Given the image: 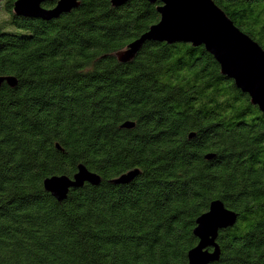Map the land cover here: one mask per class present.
<instances>
[{"label":"trees","instance_id":"trees-1","mask_svg":"<svg viewBox=\"0 0 264 264\" xmlns=\"http://www.w3.org/2000/svg\"><path fill=\"white\" fill-rule=\"evenodd\" d=\"M16 1L0 0V77L17 81L0 87V264H188L214 201L236 222L210 264H264V114L204 47L147 42L120 63L159 3L79 0L45 21ZM212 1L264 50V0ZM79 165L100 184L44 190Z\"/></svg>","mask_w":264,"mask_h":264},{"label":"water","instance_id":"water-1","mask_svg":"<svg viewBox=\"0 0 264 264\" xmlns=\"http://www.w3.org/2000/svg\"><path fill=\"white\" fill-rule=\"evenodd\" d=\"M129 1L131 0H111V4L118 8ZM145 1L153 5L159 3L156 9L160 16L159 22L117 55L120 63L132 60L147 42L202 46L217 62L221 75L233 81L235 87L249 97L250 103L264 114V50L241 32L212 0ZM48 2L54 3V7L43 8V4ZM78 2L79 0H17L13 5V12L20 17L50 21L76 9ZM4 83L11 88L17 86L13 77H0V87ZM120 127L132 129L134 123L124 122ZM205 158L210 160L213 156L209 154ZM138 174L137 170L130 171L110 183L126 185ZM100 182L98 175L79 165L72 178H47L43 187L54 199L63 201L71 189L81 188L84 184L98 186ZM235 222L236 215L233 212L228 211L219 201L212 202L209 210L196 220L193 233L198 243L188 252V264H210L217 261L219 250L215 241L218 232L232 227Z\"/></svg>","mask_w":264,"mask_h":264},{"label":"rangeland","instance_id":"rangeland-1","mask_svg":"<svg viewBox=\"0 0 264 264\" xmlns=\"http://www.w3.org/2000/svg\"><path fill=\"white\" fill-rule=\"evenodd\" d=\"M0 16L2 17H5L6 16V13L4 11V8H3V5H2V8H1V11H0ZM1 25V24H0ZM4 31H9V32H18L15 28H13V26H7V27H4Z\"/></svg>","mask_w":264,"mask_h":264}]
</instances>
